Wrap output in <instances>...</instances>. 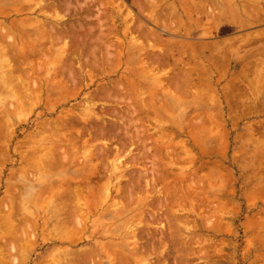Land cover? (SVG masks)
I'll return each instance as SVG.
<instances>
[{
  "label": "rangeland",
  "instance_id": "374dc122",
  "mask_svg": "<svg viewBox=\"0 0 264 264\" xmlns=\"http://www.w3.org/2000/svg\"><path fill=\"white\" fill-rule=\"evenodd\" d=\"M10 23L0 264H264V0H0Z\"/></svg>",
  "mask_w": 264,
  "mask_h": 264
},
{
  "label": "bare ground",
  "instance_id": "6f19581e",
  "mask_svg": "<svg viewBox=\"0 0 264 264\" xmlns=\"http://www.w3.org/2000/svg\"><path fill=\"white\" fill-rule=\"evenodd\" d=\"M10 1V0H9ZM13 1V0H12ZM11 5H13V8H12V10H13V12L14 11H16V10H18V5H15V3H10ZM223 4V3H222ZM1 13H2V11H1ZM16 13H18L17 11H16ZM224 18H226V19H228V20H230V21H232L235 25L234 26H236V27H241V26H243V25H245L246 24V21L247 20H241V17L240 16H235V15H230V13H229V15L224 11V10H221V13H220V16H219V19H224ZM236 18V19H235ZM18 24V23H17ZM16 28H18V25H13L12 23H10L9 25H4L3 27L2 26H0V85L1 86H3L4 84H5V82H11V80H12V78H13V76H12V74L14 73V72H16V70H18V68H15V67H13V65H22L23 64V59L22 60H20V55L21 54H23L24 52H25V48H26V46L24 45V43H21L23 40L22 39H18L19 41L17 42V41H15L14 39H12L11 40V42H7V39H9L10 37V34H13L14 32H15V29ZM18 30V29H17ZM18 38H21V37H18ZM249 38L248 37H246V38H244V39H242V41H245V40H248ZM60 40V39H59ZM206 48H204V50H205ZM211 49H214L215 50V54H214V56L212 57V58H210V62H212V64L215 66V64H225L224 63V61L226 62L227 61V58H228V56L229 55H231V54H234V52L236 51V49H234V48H231L230 47V45H228V44H215V45H213V46H211ZM210 49V50H211ZM203 50V51H204ZM203 53V52H202ZM227 57V58H226ZM245 60V59H244ZM244 60H243V62H244ZM208 61V60H207ZM21 62V63H20ZM250 63V62H249ZM249 63H247V64H249ZM241 64H242V61H241ZM250 65V64H249ZM23 66H25L24 64H23ZM220 66V65H219ZM219 66H218V68H219ZM18 67V66H17ZM247 67V65H245V69L248 71V68H246ZM250 67V66H249ZM211 68V67H210ZM243 68V67H242ZM25 69H26V67H25ZM207 69V68H206ZM205 69V70H206ZM213 69H215V67L213 68ZM245 69H243V71L245 70ZM26 71V70H25ZM206 72H208V71H206ZM205 72V73H206ZM210 72V74H212L211 72L212 71H209ZM207 74V73H206ZM239 75H240V73H239ZM243 74L241 73V78L243 77H245V79H247V76H245V74H244V76H242ZM233 76H236V75H233ZM233 76H232V78H233ZM241 78H239V76H238V79L240 80ZM235 79H237V76H236V78ZM231 80H233V79H231ZM242 80V79H241ZM235 81H237V80H235ZM241 81H239V83H240ZM232 83H234L235 84V86L236 87H239L238 85H236V83L234 82V81H232ZM238 83V84H239ZM242 83V82H241ZM7 84V83H6ZM233 84V85H234ZM240 85V84H239ZM234 86V87H235ZM12 87V86H11ZM229 88H230V86H228ZM235 87V88H236ZM2 88H4L5 89V87H2ZM2 88H0V90L2 89ZM3 89V90H4ZM232 89L233 90H235L233 87H232ZM239 89V88H238ZM237 90V89H236ZM20 91V90H19ZM1 92V91H0ZM10 92V91H9ZM20 93H21V91H20ZM21 95V94H20ZM98 125V124H97ZM55 127H56V125H54ZM59 126L60 127H64V125H63V123H59ZM95 126V125H94ZM62 129V128H59V127H56L55 129ZM53 129V128H52ZM92 129V128H91ZM94 132H96V133H103V129H102V127H94L93 129H92ZM52 131V130H51ZM56 131H58V130H56ZM77 131V130H76ZM59 132V131H58ZM53 133V132H52ZM55 133V132H54ZM91 133V132H90ZM42 151H43V149H42ZM36 152H39L38 150L36 151ZM32 155H35V154H32ZM30 158V157H29ZM34 158V157H33ZM40 159V158H39ZM48 159V158H47ZM46 162L47 161H49V160H45ZM43 162V161H42ZM45 162V164H47ZM49 164V163H48ZM51 164V163H50ZM54 165V164H53ZM29 166H30V164H29ZM49 166H51V165H49ZM46 167V166H45ZM48 167V166H47ZM38 167H36V169H37ZM50 168V167H49ZM51 168H53L52 166H51ZM48 170V169H47ZM50 170V169H49ZM38 172H39V169H38ZM50 173V172H49ZM41 174V173H40ZM39 174V175H40ZM47 177V175H45V178ZM48 177H49V175H48ZM42 177H40V179H41ZM44 179V178H43ZM47 179V178H46ZM45 179V180H46ZM37 180V179H36ZM40 181V180H39ZM51 187V186H50ZM49 187V188H50ZM61 188V187H60ZM63 188V187H62ZM77 189V188H76ZM67 190H68V188H67ZM38 191V190H37ZM63 191H64V189H63ZM66 191V190H65ZM77 191V193H80L81 194V192L83 191L82 189H79V187H78V190H75V192ZM36 193V192H35ZM45 193V192H44ZM63 193H65V192H63ZM72 193V192H71ZM40 194H42V192L40 193ZM70 194V193H69ZM75 194V193H74ZM61 195V194H60ZM78 195V194H77ZM76 195V196H77ZM53 196V195H52ZM51 196V197H52ZM69 196V195H68ZM66 199V198H65ZM39 200V199H38ZM54 202V201H53ZM64 202V201H63ZM48 205V204H47ZM47 207V206H46ZM57 208H59V207H57ZM63 208H65V205L64 206H62L61 208H59L58 210H59V212L61 211V210H63ZM57 210V211H58ZM51 211V210H50ZM56 213V212H55ZM58 213V212H57ZM52 214V213H51ZM60 214V213H59ZM9 215V214H8ZM54 216H56V215H53V217ZM60 216V215H59ZM60 219V218H59ZM51 220V219H50ZM53 220H55L54 218H53ZM59 221V220H58ZM63 222V221H62ZM59 223V222H58ZM57 223V224H58ZM63 224V223H62ZM62 227V226H61ZM13 229V228H12ZM12 231H10V233H11ZM13 234V233H12Z\"/></svg>",
  "mask_w": 264,
  "mask_h": 264
}]
</instances>
